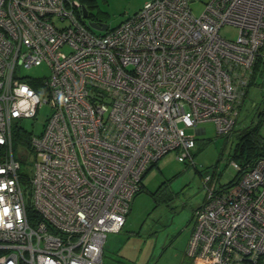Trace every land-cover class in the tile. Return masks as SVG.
Returning <instances> with one entry per match:
<instances>
[{
	"label": "built area",
	"instance_id": "obj_1",
	"mask_svg": "<svg viewBox=\"0 0 264 264\" xmlns=\"http://www.w3.org/2000/svg\"><path fill=\"white\" fill-rule=\"evenodd\" d=\"M192 1L147 0L96 33L81 0H0V264H102L149 165L171 151L194 162L202 122L231 132L264 62V0H207L200 15ZM41 63L48 76L20 72ZM45 103L32 151L16 153L15 120ZM231 164L230 185L203 177L186 253L264 264V156Z\"/></svg>",
	"mask_w": 264,
	"mask_h": 264
},
{
	"label": "rangeland",
	"instance_id": "obj_2",
	"mask_svg": "<svg viewBox=\"0 0 264 264\" xmlns=\"http://www.w3.org/2000/svg\"><path fill=\"white\" fill-rule=\"evenodd\" d=\"M88 11L107 24L101 33L119 24L138 11L147 0H81ZM207 0H193L190 7L200 15ZM88 21V18H85ZM220 35L235 39L238 27L224 24ZM23 75L48 76L45 63L20 70ZM50 114V107L44 104L35 117H22L18 126L40 134ZM246 126L257 129L264 142V78L255 76V82L248 88L247 98L239 112L234 129L228 134L219 133L213 121L199 124L205 132L195 133L196 145L193 161H180L171 151L153 164L142 179L143 187L132 199L126 222L114 234L122 246L123 255L129 264H207V260L187 255L186 248L192 233L194 209L205 198L203 176L214 170L220 172L218 183L225 184L235 178L236 169L231 164L229 151L236 141V133ZM17 153L19 145H13ZM19 147V148H18ZM31 156L21 161V169L32 170ZM128 261V262H129Z\"/></svg>",
	"mask_w": 264,
	"mask_h": 264
},
{
	"label": "trees",
	"instance_id": "obj_3",
	"mask_svg": "<svg viewBox=\"0 0 264 264\" xmlns=\"http://www.w3.org/2000/svg\"><path fill=\"white\" fill-rule=\"evenodd\" d=\"M91 16L95 17L93 14H91ZM256 75L262 76V78H264V62L258 61L255 64L254 71H253V74H252V79L250 81L249 86L255 82V76ZM249 86H248V88H249ZM248 88H247L246 95H245L246 98H247ZM233 129H234V127H233ZM229 133H226L225 135H228ZM260 137H261V135L258 133L257 129H255V127L250 128V127L246 126L244 129L239 130L236 133L235 144L233 145V147L229 151L230 160L233 159L237 163H239L241 165H245V164H250L251 162L256 160L258 157L264 156V142L261 141ZM12 144L16 145V146L17 145L24 146L25 149H27L29 152H31L32 149H31V145H30V133H29V130H25L22 127L18 126V124H14V126L12 128ZM13 148H14V146H13ZM2 150L3 149L0 146V153H1ZM158 160L153 161L149 165L147 170L153 164H155ZM192 163H194V162H192ZM147 170H146V172H147ZM146 172L144 173L143 177L145 176ZM22 174L26 175V171L23 172ZM219 174H220V172H219ZM237 175H238V173L235 174V178L233 180H230L229 182H227V183H225L223 185L232 184L233 181H235ZM142 187H143V182L141 180L140 189L136 193H138L142 189ZM135 194H134V196H135ZM131 202H132V200H131ZM130 205H131V203H130ZM129 210H130V208H129ZM129 210H128V212H129Z\"/></svg>",
	"mask_w": 264,
	"mask_h": 264
},
{
	"label": "crops",
	"instance_id": "obj_4",
	"mask_svg": "<svg viewBox=\"0 0 264 264\" xmlns=\"http://www.w3.org/2000/svg\"><path fill=\"white\" fill-rule=\"evenodd\" d=\"M125 222H124V225H125ZM117 233H110L109 235L107 234L106 236L103 249H102V264H129L131 263V261H129V259L126 258L122 253V246L119 245L121 241H119L117 237L114 235Z\"/></svg>",
	"mask_w": 264,
	"mask_h": 264
},
{
	"label": "water",
	"instance_id": "obj_5",
	"mask_svg": "<svg viewBox=\"0 0 264 264\" xmlns=\"http://www.w3.org/2000/svg\"><path fill=\"white\" fill-rule=\"evenodd\" d=\"M82 11H83V16L85 18H87L88 17V9H87L85 4L82 6ZM87 22L93 29H96V30H101L102 31V30L106 29V27H107V24L104 23V22H97V21H93V20H88ZM199 129H201V131L203 132V128L202 127L199 128Z\"/></svg>",
	"mask_w": 264,
	"mask_h": 264
},
{
	"label": "flooded vegetation",
	"instance_id": "obj_6",
	"mask_svg": "<svg viewBox=\"0 0 264 264\" xmlns=\"http://www.w3.org/2000/svg\"><path fill=\"white\" fill-rule=\"evenodd\" d=\"M87 18H88V20H93V21H97V22L101 21L98 18L91 16V13L89 11H88V17Z\"/></svg>",
	"mask_w": 264,
	"mask_h": 264
}]
</instances>
